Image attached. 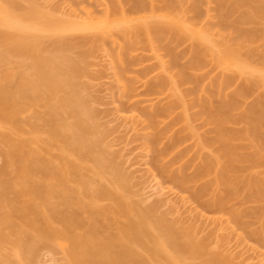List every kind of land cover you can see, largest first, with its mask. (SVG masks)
<instances>
[{
    "label": "bare ground",
    "instance_id": "6f19581e",
    "mask_svg": "<svg viewBox=\"0 0 264 264\" xmlns=\"http://www.w3.org/2000/svg\"><path fill=\"white\" fill-rule=\"evenodd\" d=\"M183 1L159 0L161 7L156 11L153 0H129V11L111 4L97 21L92 20L94 23L91 20L77 23L50 17L35 5L22 9L19 0H0V126L11 129L9 134L0 133V142L8 147L6 158L19 165L16 174L25 183L17 189L11 182L0 181L1 229L13 228L14 233L21 232L24 236L34 234L51 241H68L71 246L68 254L75 264H193L198 259L197 264H228L207 250L205 239L198 240L193 234L179 230L166 217L154 218L152 207L139 210L133 206V209L124 199L125 192L124 195L114 192L124 175L111 165L110 156L96 137L93 115L79 86L81 61L72 54L73 49L93 44V39L96 44L98 40L92 36L88 40L90 36L87 38L83 32L85 36L80 35L75 42L70 32L105 33L120 29L124 44L127 42L126 49L143 40L150 49L156 43H164L170 65L178 67L177 81L174 76L146 81L150 93L168 86L177 92L173 102L146 113L151 127L157 129L158 118L169 117L177 107L181 110L178 117L147 138L156 157L169 155L185 140L181 130L173 131L175 121L182 122L184 131L196 138L195 146L200 152L209 151L198 154L200 162L193 166L191 174L182 172L191 166L188 163L169 178L181 186L195 183L192 198L210 212L228 211L230 201L238 196L244 203L255 204L256 207L245 209L240 215L232 213V218L238 222L241 216H253L260 222L258 234H264V171L258 172L264 167V0H189L195 15L191 19L186 16ZM204 1L216 6L218 32L214 30L216 27L210 29L199 23L202 17L198 23L194 21ZM230 33L236 36L233 42L231 38V42L228 40ZM183 42L189 43L188 61L179 65L182 58L174 50ZM207 64L219 72L210 80L214 94L211 91L205 101L199 96L201 111L190 116L184 97L176 90L179 85L190 84L192 94L197 93L203 78L198 73ZM161 66L164 67V62ZM145 69L146 77L152 69ZM234 83L236 88L227 95L225 90ZM253 93L256 97L252 103L243 106L241 101ZM28 102L47 107L46 141L40 138L43 131L34 125L29 138H16L23 132L18 117ZM237 109L239 115L233 114ZM197 117L203 120V126L213 127L205 135L197 134L191 125ZM163 140L166 143L157 147ZM40 142L46 146L55 143L60 153L43 158L36 148ZM176 152L170 162L186 151ZM86 160L95 178L85 175L86 168L81 162ZM160 173L169 171L160 168ZM106 175L114 191L101 184L100 179ZM210 175L212 178L205 180ZM71 183L80 189L86 201L78 203V209L69 214L66 207L75 194ZM120 187L123 189V183ZM8 190L13 193L11 199L6 195ZM207 194H213L210 202L203 200ZM25 197L29 200L25 201ZM102 198L111 200L114 206L101 207L98 203ZM44 209L50 215H42ZM82 214L87 215L86 220ZM16 220L20 226L15 224ZM56 220L61 229L54 226ZM111 226L116 233L110 231ZM75 229L82 233H75Z\"/></svg>",
    "mask_w": 264,
    "mask_h": 264
},
{
    "label": "rangeland",
    "instance_id": "374dc122",
    "mask_svg": "<svg viewBox=\"0 0 264 264\" xmlns=\"http://www.w3.org/2000/svg\"><path fill=\"white\" fill-rule=\"evenodd\" d=\"M153 1L155 10L159 11L161 3L159 0ZM19 3L22 9L35 5L50 17L61 18L62 20L70 19L77 23L80 21L87 23L90 20L99 19L107 5L118 4L117 6L120 5L125 11H129L130 5L129 0H19ZM182 3L188 19L194 18L193 16L195 15L192 13L190 1L184 0ZM203 3L207 7L205 5L204 7L206 8L201 6L200 10L201 13L203 9L206 12L199 13V17H196L194 21L198 23L202 17L203 20L199 23L203 22L201 24H204L206 28L211 27L210 29L216 27L214 30L218 32L219 21H217L215 4L213 5L211 2L209 5L205 1ZM240 13L235 14L233 18L238 17ZM203 14L206 15L204 16ZM134 17H138V15H134ZM93 21L91 23H94ZM116 30L113 31L112 29L109 32L104 30L105 33L97 32V30L96 33L91 32L94 30H89V33L87 30L77 31V33L70 32L72 33L70 37L75 42H77L79 37L81 38L80 35L84 37L85 33L87 38L90 36L88 40H92V37H96L98 40H96L95 44L93 39V44L95 45L91 42V44L78 47V50L73 49L72 51L74 52L72 54L77 57L78 61L79 59L81 61L80 66L83 71L82 76L79 78V86L81 94L85 97L87 106L93 115L96 137L100 141L103 150L107 152V156H110L108 158L112 161L111 165L118 167L119 173L124 175L122 176L124 180L120 181L124 185L123 189L120 187L121 183L119 182V186L114 187L116 190L114 191L111 187L112 182H109V178H106L107 175L105 178L103 177L104 179H100L101 184L111 188L118 195H124L125 192L124 199L127 204H131L130 206L133 209L135 207V209L147 210L152 207L155 212L153 213L154 218L159 216L166 217L179 230L193 234L198 240L205 239L207 241V250L218 254L228 264H264V234H258L260 228L259 220L253 216H241L239 221L236 222L232 218V213L240 215L245 209L256 207L255 204L244 203L242 202V197L238 196L230 201L228 211L221 213L210 212L203 209L192 198L191 193L196 185L195 183L191 182L181 186L169 178L172 173L178 174L180 168L188 163L191 166L182 170V172L186 175L191 174L193 166L200 162L198 154H209V151L200 152L195 146L196 138H191L188 132L184 131L182 122L179 123L178 121L176 123L175 121L173 131L181 130L186 137L185 140L169 155L156 157L154 149L148 143L147 138L178 117L181 114V110L177 107L169 117L158 118L157 129L151 127L146 113L173 102L174 95L177 92H174L168 86L169 89L166 87L161 91L150 93L147 91L148 85L146 81L149 82L154 77L160 76H174L177 81L179 78L175 76H177L178 67L173 68L170 65L169 55L163 49L164 43H156L150 49V45L143 40L142 42H136L137 44L132 43L126 49L127 42L124 44L125 39L123 38L125 37L123 32L120 29ZM83 32L85 33L82 34ZM230 34L231 36L228 34L230 36L228 40L231 38L233 42L236 36L234 33ZM132 45L133 47H131ZM188 47V42H183L182 45L176 46L174 52L180 54L181 56L179 57L182 58L178 62L179 65H183L188 61ZM162 62H164V67L161 66ZM149 67L152 70L150 69V73L145 77L146 74L144 75L143 69ZM218 73V70L207 64L202 72L198 73L200 76L202 75L203 83L201 82V86L195 94H192L193 86L190 84L178 86L176 91L184 97V101L188 105V115H197L201 111L199 96L201 100L205 101L211 91L214 94L213 90L215 89L210 86V80L215 78ZM202 88L206 93H201L203 91ZM235 88L236 83L225 90L226 94L230 95ZM255 97L256 93L243 99L244 101H241L243 106L251 104ZM28 103L26 110L18 117L23 132L17 135L16 138H29L34 125L43 131L40 138L42 141H46L48 138L45 133L47 129L45 122L47 107L43 103ZM238 110L240 109H237L233 114L239 115L240 111ZM191 125L197 130V134L201 135H205L207 131L213 128L212 126H203V120L199 117L194 118ZM238 127L240 128V126L236 128ZM0 133L9 134L11 129L0 126ZM210 135L212 136V134ZM210 135L208 136L207 134V137H210ZM164 143H166V140L160 142L157 147H162ZM36 148L43 158H50L60 153L55 143H50L46 146L40 142L36 145ZM6 150H8V147L5 143L0 142V181L11 182L17 189L21 188L25 186V183L23 179L17 177L16 173L19 165L6 158ZM180 150H185L186 152L179 159L170 162L174 159L176 151ZM81 165L86 168L85 175L87 177L95 178L92 175L89 161H83ZM160 168H166L169 173L161 174ZM262 171H264V167L258 169V172ZM210 178H212L211 175L206 177L205 180ZM37 179L38 177H36V181ZM71 186L74 188L75 194H73L72 201L66 207L69 214L78 209V203L86 201L80 189L74 183H71ZM6 195L10 199L13 198L11 190H8ZM212 198L213 194H207L203 200L210 202ZM24 200L28 201L29 198L25 197ZM98 204L103 208L114 206L113 202L107 198L100 199ZM42 212L44 216L50 215L47 209ZM81 217L84 220L87 219V215L82 214ZM119 220L123 219L119 218ZM15 224L20 226L21 223L16 220ZM54 226L57 229L62 228V225L57 220L54 222ZM3 228H0V264H9V261H12V264H75L70 260L71 258L68 254L71 249L68 241L56 239L51 241V239L39 238L33 234L34 238L33 235L32 237H29L28 234L24 236L20 231L19 234L18 232L14 233L16 231L13 228ZM110 229L113 233L117 232L114 226H111ZM75 233L80 234L82 230L75 229ZM20 234L22 235L21 238ZM30 243H34L33 248ZM140 252L143 256L145 255L142 251ZM147 260L150 262L148 258ZM197 262H199V259L192 263L197 264Z\"/></svg>",
    "mask_w": 264,
    "mask_h": 264
}]
</instances>
